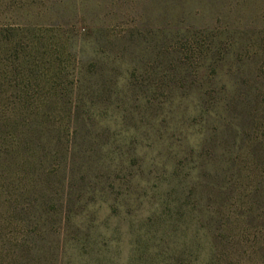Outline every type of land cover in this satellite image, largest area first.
Listing matches in <instances>:
<instances>
[{
  "label": "rangeland",
  "instance_id": "374dc122",
  "mask_svg": "<svg viewBox=\"0 0 264 264\" xmlns=\"http://www.w3.org/2000/svg\"><path fill=\"white\" fill-rule=\"evenodd\" d=\"M263 96L264 0H0V264H262Z\"/></svg>",
  "mask_w": 264,
  "mask_h": 264
},
{
  "label": "trees",
  "instance_id": "16d2710c",
  "mask_svg": "<svg viewBox=\"0 0 264 264\" xmlns=\"http://www.w3.org/2000/svg\"><path fill=\"white\" fill-rule=\"evenodd\" d=\"M20 120L12 121L4 115H0V167L3 168L5 166L7 153H11L18 167L25 162L34 163V165H39L40 167H46L47 164L53 163L55 159L51 155L52 150L47 149L48 145L45 138V141H43V134H41V129L38 126L39 123H33L35 121L29 123L28 119ZM35 120H38V118H35ZM11 126H13L14 133L10 129ZM11 134H13L12 137ZM261 158L264 170V149L262 150ZM10 206L17 208V200L11 202ZM28 206H30L31 211H34V205L28 204ZM262 264H264V261H262Z\"/></svg>",
  "mask_w": 264,
  "mask_h": 264
}]
</instances>
